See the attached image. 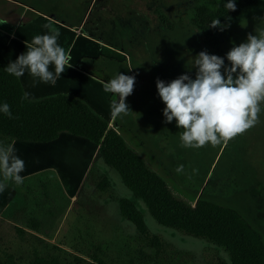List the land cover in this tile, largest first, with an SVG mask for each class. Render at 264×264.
Instances as JSON below:
<instances>
[{
  "label": "rangeland",
  "instance_id": "1",
  "mask_svg": "<svg viewBox=\"0 0 264 264\" xmlns=\"http://www.w3.org/2000/svg\"><path fill=\"white\" fill-rule=\"evenodd\" d=\"M136 1L139 12H144L143 0ZM159 1L169 7V22L174 23L171 29L135 28L134 22L140 20L137 13L129 11L125 20L115 19L111 12L101 9L100 0L88 12V28L127 57L124 61L100 59L94 69L96 75L103 80L117 71L135 76L133 91L126 97L132 112L112 118L111 125L166 179L175 194L189 203L202 196L233 206L264 237V113L258 114L254 126L226 144H205L199 148L181 145L183 129H178L174 121L164 122V105L156 94L155 80L167 82L186 71L194 76L195 70L186 69L185 64L194 56L188 48L195 41L185 35L187 28L178 24L177 16L187 7L184 1ZM4 3L0 0V6ZM105 16L106 25L102 24ZM227 24L222 57L232 43L238 44L246 34L264 29V2ZM61 141V146L67 144L68 153L74 152L77 157L81 152L86 154L84 160L78 158L80 185L74 191L72 184L64 185L68 183L65 178L64 182L53 171H41L18 186L8 213L0 214V262L31 264L35 260H56L59 264H90L95 256L101 264H153L149 257L152 250L134 225L120 215L119 198L132 200L148 229L163 242L164 250L156 264L228 261V253L222 247L159 225L144 203L122 184L117 172L98 156L96 145L75 138ZM178 165H183L182 172L176 171ZM101 175L109 180V187L103 190L97 187ZM257 180L262 181L260 185H255Z\"/></svg>",
  "mask_w": 264,
  "mask_h": 264
},
{
  "label": "trees",
  "instance_id": "2",
  "mask_svg": "<svg viewBox=\"0 0 264 264\" xmlns=\"http://www.w3.org/2000/svg\"><path fill=\"white\" fill-rule=\"evenodd\" d=\"M16 1L43 14L51 15L52 7L66 10L75 14L76 18H56V20L79 27L93 0ZM134 1L136 0H100V7L105 13L111 12L115 19L125 20L129 11L137 13L140 20L137 24L134 22L135 28L142 26L158 30L172 28L174 23L169 22V7L161 1L143 0L145 8L142 13L136 7L139 2ZM183 1L187 7L181 16H177L178 24L186 27L185 35L192 36L195 41L188 48V52L196 55L199 51L205 50L209 54L219 56H222L224 51L222 45L227 36V29L218 31L216 28L207 27L209 21L216 16L222 23L237 21L245 10L264 2V0H236L235 11L228 12L229 18L225 20L226 11L220 0ZM95 4L96 0L93 6ZM90 22L91 17L88 15L80 29L84 34L102 40L90 31L88 28ZM105 23H108L106 16L102 21V24L106 25ZM102 41L112 45L106 39ZM6 65L7 61L0 51V101L7 102L12 112V118L0 114V142L6 144L17 139L44 143L58 138L61 133L84 138L97 146L98 156L117 172L122 184L131 191L135 199L144 203L159 225L181 230L189 236L205 239L222 247L228 253V261L220 264H264V237L236 208L202 196L189 203L175 194L166 179L146 162L143 155L130 147L118 131L81 98L57 93L31 99V102L21 100L24 92L21 82L19 78L5 72ZM261 108V112L264 113V103L261 104ZM260 182L262 181L257 180L255 185H260ZM7 184L16 188L22 185H16L11 180ZM97 187L100 190L109 187V180L105 175H101ZM118 205L120 215L134 225L138 235L152 250V255L149 257L154 261L153 264H156L158 256L164 250L163 242L148 229L142 213L132 200L119 198ZM100 262L101 260L94 256L90 264H101ZM0 264L14 263L6 261ZM31 264H59V262L35 260Z\"/></svg>",
  "mask_w": 264,
  "mask_h": 264
},
{
  "label": "clouds",
  "instance_id": "3",
  "mask_svg": "<svg viewBox=\"0 0 264 264\" xmlns=\"http://www.w3.org/2000/svg\"><path fill=\"white\" fill-rule=\"evenodd\" d=\"M220 2L227 20V13L236 9V0ZM3 23L6 21L0 20V24ZM207 27L223 31L229 25L216 16ZM59 35L53 30L33 36L30 42L24 41L25 51L9 60L5 72L16 78L27 72L32 87L38 83L55 86L61 74L72 67L71 49L66 50L57 42ZM185 67L194 69V76L186 71L167 82L155 80L156 94L164 105L163 120L165 123L174 121L178 129H183L179 137L183 147L226 144L258 122L264 103V29L246 34L238 44L232 43L223 57L201 50ZM134 83V75L118 71L103 83V91L110 95L113 119L132 112L126 97L132 93ZM31 99L28 91L22 93L21 100L31 102ZM0 114L12 118L7 102L0 101ZM24 171L25 161L17 155L15 142H0V193L5 191L9 180L22 184ZM176 171L182 172L183 165H178Z\"/></svg>",
  "mask_w": 264,
  "mask_h": 264
},
{
  "label": "crops",
  "instance_id": "4",
  "mask_svg": "<svg viewBox=\"0 0 264 264\" xmlns=\"http://www.w3.org/2000/svg\"><path fill=\"white\" fill-rule=\"evenodd\" d=\"M3 1L5 3L0 6V20H4L6 23L0 24V51L7 63L25 51L24 41L30 42L33 36L51 33L53 30L60 33L57 42L66 50L71 49L72 67L67 68L61 74V78L57 80L55 86L38 83L35 87H32L31 77L26 72L24 76L19 78L24 92L28 91L32 99L57 93L77 96L111 125L110 95L105 93L102 87L107 80H103L96 75L94 69L100 59L105 61L113 58L124 61L127 57L119 51L118 47L106 43V41L94 39L84 34L80 29L88 16V12L93 9L94 0L91 1L79 27H73L56 20V18H76L75 14L61 8L52 7L51 11L53 13L51 15L48 13V15L22 5L16 0ZM101 9L103 10L102 7ZM94 23L96 24V22ZM90 31L95 33L91 29ZM74 138L90 142L67 133H61L58 138L44 143L17 139L9 141L15 142L17 155L25 161V171L21 173L24 180L41 171H53L60 180L65 182L63 180L65 178L68 181L64 185L68 184L70 186L72 184L76 188H74V191H76L82 181V178L78 175L81 166V160L79 161V159H82L86 154L81 152L77 157L74 152L68 153L67 144L64 146L60 144L61 140V142H67ZM69 162L72 164H68ZM59 164L62 165L61 168H59ZM65 164H67V167ZM64 170L69 172L66 174ZM16 197L17 188L9 185L3 193H0L1 215L4 216L8 213L10 205L14 203Z\"/></svg>",
  "mask_w": 264,
  "mask_h": 264
}]
</instances>
